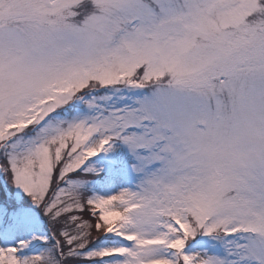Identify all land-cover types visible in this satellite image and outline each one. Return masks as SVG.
Wrapping results in <instances>:
<instances>
[{
	"label": "snow or ice",
	"instance_id": "snow-or-ice-1",
	"mask_svg": "<svg viewBox=\"0 0 264 264\" xmlns=\"http://www.w3.org/2000/svg\"><path fill=\"white\" fill-rule=\"evenodd\" d=\"M0 264H264V0H0Z\"/></svg>",
	"mask_w": 264,
	"mask_h": 264
}]
</instances>
